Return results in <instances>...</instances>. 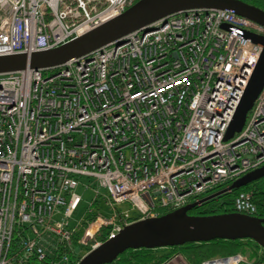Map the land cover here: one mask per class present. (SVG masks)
I'll return each instance as SVG.
<instances>
[{"label":"built area","instance_id":"2783aa9c","mask_svg":"<svg viewBox=\"0 0 264 264\" xmlns=\"http://www.w3.org/2000/svg\"><path fill=\"white\" fill-rule=\"evenodd\" d=\"M138 1L0 0V55L57 48ZM153 27L56 68L0 74V264H79L125 227L264 166V87L225 140L263 50L246 34L264 26L198 9ZM233 212L256 216L253 193Z\"/></svg>","mask_w":264,"mask_h":264},{"label":"water","instance_id":"95a60500","mask_svg":"<svg viewBox=\"0 0 264 264\" xmlns=\"http://www.w3.org/2000/svg\"><path fill=\"white\" fill-rule=\"evenodd\" d=\"M198 9L228 10L264 26V10L242 0H139L123 14L57 48L0 55V74L56 68L112 42L121 45L130 33L139 29L151 30L157 21L170 15ZM246 37L260 44L263 50L228 128L226 141L242 131L248 113L264 87V36L247 33ZM262 178L264 166L199 202L159 217L137 221L125 227L117 237L92 250L79 264H111L128 250L168 248L217 239H250L264 249V218L235 212L206 216L190 214L195 207Z\"/></svg>","mask_w":264,"mask_h":264},{"label":"trees","instance_id":"16d2710c","mask_svg":"<svg viewBox=\"0 0 264 264\" xmlns=\"http://www.w3.org/2000/svg\"><path fill=\"white\" fill-rule=\"evenodd\" d=\"M244 1L264 10V0ZM240 192L253 193L258 209L256 216L264 218V178L197 206L190 214L206 216L233 212L235 197ZM233 254H241L252 263L264 262V249L253 240L217 239L207 243H190L168 248L128 250L111 264H167L176 255H182L190 264H201L211 258Z\"/></svg>","mask_w":264,"mask_h":264},{"label":"rangeland","instance_id":"374dc122","mask_svg":"<svg viewBox=\"0 0 264 264\" xmlns=\"http://www.w3.org/2000/svg\"><path fill=\"white\" fill-rule=\"evenodd\" d=\"M78 192L79 193H82L83 192V189H80ZM93 198H94V194L92 192L91 193L89 192V193L86 194V202L84 201L81 204L78 213L74 216V218L76 220L80 219L83 216V214L86 211V208H87L88 204L92 201ZM100 206L103 208V214H104V216H107L108 210L103 206L102 203L100 204ZM84 229L85 228L82 229L83 232H84ZM178 256H181V255H178ZM182 258L185 259L183 256H182Z\"/></svg>","mask_w":264,"mask_h":264},{"label":"crops","instance_id":"0c3cea01","mask_svg":"<svg viewBox=\"0 0 264 264\" xmlns=\"http://www.w3.org/2000/svg\"><path fill=\"white\" fill-rule=\"evenodd\" d=\"M168 264H186V260L181 256L176 257L173 261H170Z\"/></svg>","mask_w":264,"mask_h":264},{"label":"bare ground","instance_id":"6f19581e","mask_svg":"<svg viewBox=\"0 0 264 264\" xmlns=\"http://www.w3.org/2000/svg\"><path fill=\"white\" fill-rule=\"evenodd\" d=\"M27 53H31V52H27Z\"/></svg>","mask_w":264,"mask_h":264},{"label":"flooded vegetation","instance_id":"af4514ba","mask_svg":"<svg viewBox=\"0 0 264 264\" xmlns=\"http://www.w3.org/2000/svg\"><path fill=\"white\" fill-rule=\"evenodd\" d=\"M242 1H244V0H242ZM245 2V1H244Z\"/></svg>","mask_w":264,"mask_h":264}]
</instances>
